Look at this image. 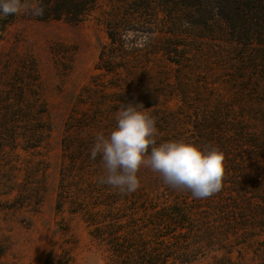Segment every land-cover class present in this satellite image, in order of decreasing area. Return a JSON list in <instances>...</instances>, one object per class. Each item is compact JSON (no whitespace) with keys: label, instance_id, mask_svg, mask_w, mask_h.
Returning <instances> with one entry per match:
<instances>
[{"label":"rangeland","instance_id":"374dc122","mask_svg":"<svg viewBox=\"0 0 264 264\" xmlns=\"http://www.w3.org/2000/svg\"><path fill=\"white\" fill-rule=\"evenodd\" d=\"M42 1L23 0L12 19L0 17V264H43L51 250L68 252L71 264H88L90 257L109 264L106 248L90 236L92 227L71 213L70 198L102 177L103 165L89 158L90 148L96 134L111 131L118 109L128 103H142L155 118L157 143L184 139L218 147L224 176L218 192L197 199L141 167L137 190L119 191L129 197L122 201V222L134 216L148 232L155 229L153 202L186 203L198 217L218 221L213 249L230 245L236 262L238 251L241 264L262 262L264 28L259 21L242 28L254 38L247 41L241 30L236 34L221 25L218 9L202 25L208 16L179 2L98 0L80 22L71 23L31 18L30 10ZM47 1L52 7L58 2ZM111 34L120 41L113 42ZM103 52L111 73L101 69ZM62 180L73 193L59 209ZM109 189L104 196L118 191ZM226 236L230 240L223 243ZM213 256L222 253L212 252L197 264H209Z\"/></svg>","mask_w":264,"mask_h":264},{"label":"trees","instance_id":"16d2710c","mask_svg":"<svg viewBox=\"0 0 264 264\" xmlns=\"http://www.w3.org/2000/svg\"><path fill=\"white\" fill-rule=\"evenodd\" d=\"M97 1L58 0L55 7H52L47 0H43L39 5L43 9V14L39 16L31 14L30 17L40 21L66 19L71 23H77L81 21L80 18L84 14L93 10ZM209 1L215 6L211 7L206 4ZM164 2L173 5L179 2L178 6L180 4L191 11L195 10L208 16V18H204L202 25L212 21L211 17L218 9L216 17L220 20L221 25L225 23L226 27L224 28H230L236 34L238 30H241L240 35L247 41L254 39L250 37L248 31L242 30V28L251 25L248 24L249 21H259L264 28V0H164ZM242 7L248 8L251 14L245 15V10L241 11ZM141 8L145 7L141 6ZM209 9H212L210 16ZM167 10L174 15L170 6ZM7 17L12 19L14 16ZM3 23L6 25L8 22ZM111 40L113 42L120 41L112 34ZM164 51L167 50L164 49ZM105 55L104 52L101 55L103 61H101L103 64L101 69L111 73L112 70L109 68L108 62L104 61ZM94 162L100 163V157L97 156ZM63 180L60 185L59 209L68 202L69 195L73 193L71 184L64 185ZM99 180L100 178L97 179V182L87 181V187L77 186L76 193L71 195L70 207L72 214H80L85 223L90 228L92 227L90 236L106 248L109 264H197L212 252H221L222 256H213L212 262L209 264H241L244 261L241 251H238V262L235 261L234 251L230 245L221 244L220 248L213 249L219 243L218 221L213 220V216L198 217V212L190 209L186 203L182 205L175 201L172 205L159 206L158 203L153 202L154 204L150 208L154 211L151 218L155 220L153 225L155 229L148 232H142V226L134 220V216H130L129 220L122 222V218L125 217L122 215L125 213L126 201H129V197H121L119 190L116 194L104 196V193L111 189L106 184H101ZM122 201L126 203L123 205ZM159 207L160 209H158ZM128 210H132L131 206L128 207ZM225 239L222 241L223 243L227 239L230 240V236H226ZM237 241L235 242L237 243ZM71 262L72 258L68 252L57 254L51 250L43 264H71ZM257 264H264V260Z\"/></svg>","mask_w":264,"mask_h":264},{"label":"clouds","instance_id":"9594fccd","mask_svg":"<svg viewBox=\"0 0 264 264\" xmlns=\"http://www.w3.org/2000/svg\"><path fill=\"white\" fill-rule=\"evenodd\" d=\"M23 0H0V17L16 14ZM39 16L43 9L32 8ZM155 118L142 103L122 105L115 116V126L107 134L98 133L89 158L97 156L103 165L99 182L130 194L139 186L138 172L148 167L162 182L177 190L189 191L194 198H207L222 187L224 153L215 146L201 147L184 139L157 143ZM88 264H98L90 257Z\"/></svg>","mask_w":264,"mask_h":264}]
</instances>
